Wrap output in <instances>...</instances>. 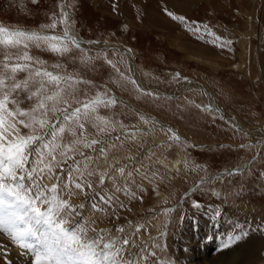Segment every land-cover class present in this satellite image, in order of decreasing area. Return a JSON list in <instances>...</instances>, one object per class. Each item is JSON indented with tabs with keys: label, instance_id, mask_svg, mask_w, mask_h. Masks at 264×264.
I'll list each match as a JSON object with an SVG mask.
<instances>
[{
	"label": "rangeland",
	"instance_id": "374dc122",
	"mask_svg": "<svg viewBox=\"0 0 264 264\" xmlns=\"http://www.w3.org/2000/svg\"><path fill=\"white\" fill-rule=\"evenodd\" d=\"M261 2L0 0L2 26L46 35H62L68 28L79 46L67 42L69 51L61 55L30 44L28 54L43 61L48 71L83 81L75 85L78 99L100 95L116 101L97 107L96 115L109 121L107 132H100L93 122L85 124L86 138L99 144L81 147L84 156L76 153L66 162L57 153L60 166L53 171L61 186L69 166L74 179L82 172L81 179L93 186L83 192L72 186L71 195L67 190L59 193L74 205H84L70 224L81 223L83 217L95 229L89 230L90 237L102 232L106 239H128L122 257L138 264H264ZM168 13L185 19L175 20ZM53 19L56 27H45ZM80 40L98 44L97 49ZM26 76L16 74L17 80ZM193 84L199 87L191 88ZM61 87L71 91L65 84ZM47 90L52 94L55 88L47 85ZM18 98L25 110L35 102L25 92ZM49 119L56 122L55 116ZM21 132L30 130L21 127ZM173 134L180 139H172ZM72 139L66 134L64 143ZM102 146L106 161L96 150ZM119 167L125 169L124 176L114 171ZM92 170L97 175L88 176ZM102 172L107 175L101 185ZM40 182L50 187L56 181L45 173ZM101 196H111V205ZM93 203L104 211H95ZM138 226L142 227L137 232ZM242 231L248 235L229 241ZM0 239L6 245L2 251L16 249L15 258H24L21 264H34L28 260L35 258L31 250L17 246L4 232ZM1 253L3 264H13Z\"/></svg>",
	"mask_w": 264,
	"mask_h": 264
},
{
	"label": "snow or ice",
	"instance_id": "6c2138e0",
	"mask_svg": "<svg viewBox=\"0 0 264 264\" xmlns=\"http://www.w3.org/2000/svg\"><path fill=\"white\" fill-rule=\"evenodd\" d=\"M168 14L181 22L185 19ZM62 15L66 18L67 13ZM56 24L57 21L53 19L45 27L54 29ZM67 42L79 46L68 28H65L62 35H46L0 25V55L3 56L0 62V232L6 233L17 246L31 250L35 256L34 264H138L122 257L124 247L130 243L128 239H106L102 232L90 237L89 230L95 229H90L89 222L83 217L81 223L70 224L74 214L80 215L77 208H83L84 205H74L59 194L67 190L68 195H71L72 186L81 192L85 187H93L86 179H81L84 175L82 172L74 179L71 166L67 171L68 179L61 186L60 176L53 171L54 167L60 166L57 153L66 162L69 158L74 159L76 153L84 156L81 147L94 148L99 144L100 141L96 139L86 138L85 124L93 122V127L100 132H107L109 121L96 115L97 107L116 103L114 98L100 95L90 100L78 99L75 85L83 81L44 69V62L27 52L29 45L34 44L36 47L46 46L49 51L63 55L69 51ZM18 72H26L27 76L17 80ZM62 84L67 85L71 91L61 87ZM47 85L54 86L52 94H48ZM20 92L27 93V99L35 101L27 110L20 107ZM61 104L64 106L57 107ZM50 115L56 117V122L49 119ZM141 119L148 123L144 117ZM21 127L30 132L23 134ZM66 134L73 139L64 143ZM172 139L178 141L180 138L173 134ZM96 150L106 161V147ZM33 155L38 158L36 161L30 159ZM45 157L49 158L48 162H44ZM85 159L90 160L91 157ZM84 167L87 169L88 165ZM75 170L80 171L78 162ZM61 171L64 169L61 168ZM114 171L121 176L125 175L123 167L115 168ZM45 173L55 177L56 182L50 187L40 182ZM87 175L94 176L97 173L92 170ZM106 175V172L99 174L101 185ZM127 175L131 176V173ZM116 190L121 189L118 187ZM100 199L111 205V196H101ZM193 206L199 207L195 203ZM92 208L98 212L104 211L95 203ZM140 227H137V232ZM117 231L124 230L118 228ZM247 235L246 231H242L230 236L229 241H239ZM117 244L120 246L117 247ZM149 255L154 256L155 253ZM147 258L141 256V260Z\"/></svg>",
	"mask_w": 264,
	"mask_h": 264
},
{
	"label": "bare ground",
	"instance_id": "6f19581e",
	"mask_svg": "<svg viewBox=\"0 0 264 264\" xmlns=\"http://www.w3.org/2000/svg\"><path fill=\"white\" fill-rule=\"evenodd\" d=\"M264 9V0H262V2H261V6H260V8H259V12L261 11V10H263ZM259 16V15H258ZM259 21V20H258ZM258 28V27H257ZM258 38L259 39H261L262 38V35L259 33V35H258ZM257 38V39H258ZM258 39V40H259ZM85 45V44H84ZM87 45V44H86ZM97 46H98V44L97 45H90L89 46V44H88V47L90 48V47H96V49H97ZM135 77L137 78V76H136V74H135ZM197 87H199V85H194L193 84V86H191V88H197ZM188 89V88H187ZM234 126H236V127H238L239 128V130L240 131H242L243 133H245V134H247V135H249L250 134V132L247 130V131H245V129L240 125V124H238L237 122H234ZM87 161H89V160H87ZM100 168V167H99ZM1 240V239H0ZM3 246V247H2ZM4 248H6V245H5V242L4 241H0V251L2 252L1 253V257L3 258V257H8L10 260H11V262L13 263V264H21L22 262H24L23 261V257H22V259H20V258H15V257H18V255H19V252L15 249V250H13V251H8V252H6V251H2V250H4ZM8 248V247H7ZM10 249V248H9ZM32 257V256H31ZM33 259H28V260H32L31 262L32 263H34V260H35V258L34 257H32ZM29 262V261H28ZM25 263V262H24ZM0 264H3L2 263V261H0ZM226 264H228V263H226Z\"/></svg>",
	"mask_w": 264,
	"mask_h": 264
},
{
	"label": "water",
	"instance_id": "95a60500",
	"mask_svg": "<svg viewBox=\"0 0 264 264\" xmlns=\"http://www.w3.org/2000/svg\"><path fill=\"white\" fill-rule=\"evenodd\" d=\"M80 42H82V43H85V44H89L90 45V43L89 42H87V41H85V40H80Z\"/></svg>",
	"mask_w": 264,
	"mask_h": 264
}]
</instances>
